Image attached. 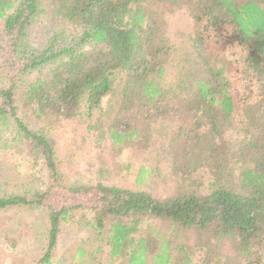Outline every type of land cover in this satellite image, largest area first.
I'll return each mask as SVG.
<instances>
[{
	"label": "trees",
	"instance_id": "1",
	"mask_svg": "<svg viewBox=\"0 0 264 264\" xmlns=\"http://www.w3.org/2000/svg\"><path fill=\"white\" fill-rule=\"evenodd\" d=\"M43 11L63 29L29 49L27 28ZM175 16L188 20L191 78L166 22ZM0 21V118L48 180L43 191L0 196V211L45 208L38 264H264V0H0ZM64 123L86 127L99 151L110 141L117 155L165 140L160 176L174 177L175 191L107 185L104 167L98 182L71 184L44 135ZM206 134L212 141L200 144ZM85 210L94 247L53 262L62 226ZM190 235L194 246L180 241Z\"/></svg>",
	"mask_w": 264,
	"mask_h": 264
},
{
	"label": "rangeland",
	"instance_id": "2",
	"mask_svg": "<svg viewBox=\"0 0 264 264\" xmlns=\"http://www.w3.org/2000/svg\"><path fill=\"white\" fill-rule=\"evenodd\" d=\"M166 22L173 44L180 47L178 61L189 66L187 76L191 78L197 74L198 68L187 49L188 20L175 16ZM2 29L3 24L0 21V33ZM62 29L60 24L47 18L43 11L27 28L25 44L29 49H40ZM83 47L84 50L91 48L89 44ZM210 48L211 55L216 56L221 52L215 42L211 43ZM230 53L231 51L227 54ZM33 75H39L38 71L30 77H34ZM26 78L24 77L22 84L18 85L17 96L23 92ZM170 81L174 82L175 79H170ZM245 83L246 81L241 83L244 89ZM5 85V78L0 75V90ZM28 124L31 128H36L32 121ZM85 130L86 127L84 129L82 126H76L75 123H64L62 127L46 130L44 134L55 149L60 169L68 182L71 184L98 182L101 177L99 169L104 167L110 171L106 174L108 180L104 182L107 185L148 191L158 196L170 195L175 191L176 179L167 173L160 176L161 170L166 168L163 164L168 161L165 140L157 138L149 153L141 149L126 148L117 155L111 150L110 141L105 144L104 150L99 151L92 139L87 137ZM16 135L12 121L0 118V196L19 194L25 190L43 191L48 187L46 171L43 169L40 158L37 157L35 162L32 161L24 140ZM212 138L210 134H206L200 144L210 142ZM194 145L198 148L196 144ZM194 153L198 154L190 151V156ZM99 158L104 160L103 164ZM145 162L146 166L154 172L152 170L151 173L149 169L150 173L145 177L146 181H141L137 176V170ZM128 163H132L129 172L125 169ZM167 167L170 169L169 166ZM31 174L36 175V178L30 179ZM200 177L208 178L207 175L202 176V173H199L198 178ZM44 212L45 208H14L0 211V264H38L40 262L46 252L48 237ZM84 214L87 218L80 219L81 223L73 219V222L62 226L58 245L52 258L53 262L62 260L65 253L73 252L78 246L92 242L93 231L85 226V222L90 220L91 215L86 210ZM180 241L194 246L195 236L182 237ZM85 247L92 249L94 246L91 243V246Z\"/></svg>",
	"mask_w": 264,
	"mask_h": 264
}]
</instances>
